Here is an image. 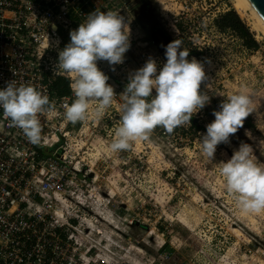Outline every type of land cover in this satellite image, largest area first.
<instances>
[{
  "label": "rangeland",
  "instance_id": "rangeland-1",
  "mask_svg": "<svg viewBox=\"0 0 264 264\" xmlns=\"http://www.w3.org/2000/svg\"><path fill=\"white\" fill-rule=\"evenodd\" d=\"M232 8L235 0L137 1L139 25L126 53L132 72L149 58L162 67L166 45L180 39L191 50L189 59L205 65L201 91L211 102L193 116L200 125L215 119L213 111L226 99L221 94L244 90L258 107L230 144L217 146L214 159L202 152L205 131L197 132L192 123L172 133L154 129L130 150L113 151L127 75H110L117 94L112 106L97 116L93 103L84 122L66 121L59 143L66 161L81 170L82 188L60 205L82 223V244L71 252L78 264H264V211L241 210L219 173L220 162L241 142L252 144L264 163L258 149L264 139L259 128H264V35L242 15L258 49H250L234 31L219 30L215 19Z\"/></svg>",
  "mask_w": 264,
  "mask_h": 264
},
{
  "label": "clouds",
  "instance_id": "clouds-1",
  "mask_svg": "<svg viewBox=\"0 0 264 264\" xmlns=\"http://www.w3.org/2000/svg\"><path fill=\"white\" fill-rule=\"evenodd\" d=\"M182 44V40L175 39L166 45L162 67L149 58L129 74L121 93L120 125L110 145L113 151L130 150L135 141L147 139L157 127L172 133L180 126H190L192 117L210 104V96L201 91L207 79L205 65L189 59L190 50ZM130 47L129 23L115 11L97 9L70 32V42L59 50L54 68V75L70 80L74 97L64 105L66 121L84 122L93 103L97 116L112 106L117 94L98 62H107L115 71L117 65L125 62ZM221 96L226 99L220 102L219 110L213 111L215 119L206 125L201 136L202 152L209 159H214L218 145L230 144V138L258 107L254 106L255 96L244 90ZM53 107L49 96L32 85L17 86L11 81L0 88L2 117L21 129L33 144H41L40 117L50 119ZM245 134L252 138L251 131L246 130ZM258 149L264 155V139L258 142ZM219 173L226 191L235 197L241 210L264 211V163L258 160L252 144L241 142L230 159L220 162Z\"/></svg>",
  "mask_w": 264,
  "mask_h": 264
},
{
  "label": "built area",
  "instance_id": "built-area-1",
  "mask_svg": "<svg viewBox=\"0 0 264 264\" xmlns=\"http://www.w3.org/2000/svg\"><path fill=\"white\" fill-rule=\"evenodd\" d=\"M135 8L136 0H0V88L11 81L32 85L54 104L50 119L40 117V145L0 110V264H78L71 252L82 244V223L60 207L83 186L80 168L66 161L59 145L66 135L64 105L74 97L54 91L56 79L65 77L54 75V68L70 32L97 9L123 16L132 41L139 25ZM98 64L108 76L124 72L128 83L127 58L115 71L107 62Z\"/></svg>",
  "mask_w": 264,
  "mask_h": 264
},
{
  "label": "trees",
  "instance_id": "trees-1",
  "mask_svg": "<svg viewBox=\"0 0 264 264\" xmlns=\"http://www.w3.org/2000/svg\"><path fill=\"white\" fill-rule=\"evenodd\" d=\"M215 25L218 27L221 31H234L238 33L245 41L247 46L250 49H258L260 47V43L252 33L249 26L244 22V20L241 18L238 11L234 8L228 10L227 12L219 15L215 19ZM191 53V50L189 54ZM194 55H198L197 52ZM54 91L59 95H67L70 94L71 88H70V80L66 77H58L53 85ZM153 94H155V90H153ZM192 127L199 132L200 130H204L206 132V127L200 125L198 121L192 117L191 120ZM160 127H157L156 129H159Z\"/></svg>",
  "mask_w": 264,
  "mask_h": 264
},
{
  "label": "bare ground",
  "instance_id": "bare-ground-1",
  "mask_svg": "<svg viewBox=\"0 0 264 264\" xmlns=\"http://www.w3.org/2000/svg\"><path fill=\"white\" fill-rule=\"evenodd\" d=\"M235 7L240 15H242L243 17L244 16L248 17L251 26L255 31L261 32L264 35V21L257 14V12L251 6L248 0H235ZM247 11H250L248 15H247Z\"/></svg>",
  "mask_w": 264,
  "mask_h": 264
},
{
  "label": "water",
  "instance_id": "water-1",
  "mask_svg": "<svg viewBox=\"0 0 264 264\" xmlns=\"http://www.w3.org/2000/svg\"><path fill=\"white\" fill-rule=\"evenodd\" d=\"M248 2L264 21V0H248Z\"/></svg>",
  "mask_w": 264,
  "mask_h": 264
},
{
  "label": "flooded vegetation",
  "instance_id": "flooded-vegetation-1",
  "mask_svg": "<svg viewBox=\"0 0 264 264\" xmlns=\"http://www.w3.org/2000/svg\"><path fill=\"white\" fill-rule=\"evenodd\" d=\"M137 1L138 0H136V5H137ZM135 12H136V8H135V10H134V15H135ZM135 17H136V19H137V22H138V18H137V16L135 15ZM139 23V22H138Z\"/></svg>",
  "mask_w": 264,
  "mask_h": 264
}]
</instances>
